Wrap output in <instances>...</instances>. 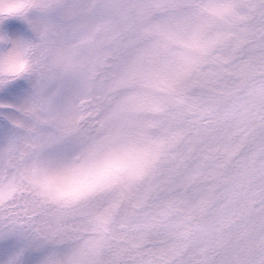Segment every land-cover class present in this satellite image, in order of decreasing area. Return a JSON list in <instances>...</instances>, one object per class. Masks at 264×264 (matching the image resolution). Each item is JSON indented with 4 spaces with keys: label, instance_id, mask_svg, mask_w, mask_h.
<instances>
[{
    "label": "snow or ice",
    "instance_id": "6c2138e0",
    "mask_svg": "<svg viewBox=\"0 0 264 264\" xmlns=\"http://www.w3.org/2000/svg\"><path fill=\"white\" fill-rule=\"evenodd\" d=\"M0 264H264V0H0Z\"/></svg>",
    "mask_w": 264,
    "mask_h": 264
}]
</instances>
